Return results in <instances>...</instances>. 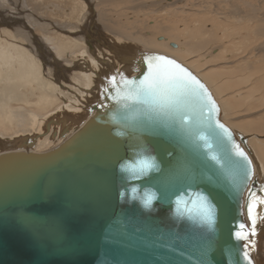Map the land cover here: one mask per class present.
Returning <instances> with one entry per match:
<instances>
[{
  "label": "water",
  "instance_id": "obj_1",
  "mask_svg": "<svg viewBox=\"0 0 264 264\" xmlns=\"http://www.w3.org/2000/svg\"><path fill=\"white\" fill-rule=\"evenodd\" d=\"M141 61L57 148L0 154V264H254L237 236L264 184L244 138L186 67ZM172 64L200 87L141 91Z\"/></svg>",
  "mask_w": 264,
  "mask_h": 264
},
{
  "label": "rangeland",
  "instance_id": "obj_2",
  "mask_svg": "<svg viewBox=\"0 0 264 264\" xmlns=\"http://www.w3.org/2000/svg\"><path fill=\"white\" fill-rule=\"evenodd\" d=\"M89 23L98 33L91 40V44L99 47L94 54L98 58L103 53L110 56L106 47L110 39L121 40L139 53L168 54L199 75L221 106L222 120L247 138L249 153L260 172L256 173L264 180V0H0V43L9 46L6 57L16 58L22 51L27 59L30 55V59L38 63L35 68L40 74L49 67L50 77L56 73L54 62L60 64L57 70H61L64 78L76 76L77 62L70 67L68 59L85 46L84 41L76 39L82 38L81 30L88 32ZM36 45L42 53L50 50V54L45 53L44 59L37 53ZM27 72L29 70L24 71ZM37 73L33 75L35 80L29 85L30 89L38 79ZM32 74L29 73L30 77ZM13 76H10L11 81L17 77ZM5 77L0 72L1 80ZM33 93L22 101L8 102L7 111L29 110L39 114L48 112V115L60 104L52 91L49 94L46 91L49 103L42 104ZM64 127L69 128L68 122ZM11 130L14 132L10 134ZM15 131L14 127L8 130L0 124V149L45 151L48 148L39 149L34 144L35 139L7 148L6 141L16 139L20 132L27 134L25 138L41 137L38 124L30 130ZM243 219L246 223L245 215ZM258 222L264 226L262 215ZM245 227L246 251L255 261L260 250L255 251L250 246L248 240L254 235L247 223ZM261 232L259 242L262 244L264 227ZM262 255L257 258L258 264H264Z\"/></svg>",
  "mask_w": 264,
  "mask_h": 264
},
{
  "label": "bare ground",
  "instance_id": "obj_3",
  "mask_svg": "<svg viewBox=\"0 0 264 264\" xmlns=\"http://www.w3.org/2000/svg\"><path fill=\"white\" fill-rule=\"evenodd\" d=\"M90 25L91 24L89 23L88 32H86L87 30L85 29L81 30L82 38L76 39L84 41V44L85 46H87V49L85 46L82 47V49H79L76 52L72 53L68 59L72 64L70 65V67H74L75 63L77 62V70H75V77H73L74 75H70L69 77L64 78L61 70H57L60 64L57 65L54 62L57 61V58L52 57V55H50V57H52L54 60V65L52 64V66L55 69L56 73H53L54 76L51 75L50 77L48 71L52 70H49L50 68L48 67L45 70H42L41 68L42 71L40 74L35 68L38 63L35 60L30 59V55L28 56L29 59H27L26 56H24L25 53L20 51L16 58L6 57L7 52L9 50V46L0 43V72L3 73L4 76H6L3 80H1L0 78V124L7 127L8 130L14 127L18 132L30 130L38 124L41 133V137L36 135L25 138V135L27 134L24 135L22 134V132H20L21 135H16V139H12V141H6L7 148H16L17 146L28 143L33 139H35L34 144L40 147L39 149L48 147L45 151H40L38 149L24 150L19 148L13 149L11 151H6L7 149L3 151L2 149H0V154L17 151L40 154L49 152L52 149L57 148V146L66 141L72 134L80 130L82 125H84V122H86L94 114H96V112L92 111L94 108H96L97 106H100V109L103 108V106L105 105L104 96L108 93L109 90L117 88V86L120 85L124 79L134 78V76L139 73L140 66L142 63L141 57L150 54H157L167 59H174L175 61L179 62L182 66L186 67L192 75H195L202 83H204L205 87L212 94L214 101L217 107L219 108L220 122L226 125L236 137L240 135L239 133L237 134L229 125L226 124V122L222 120L223 110L219 105L218 101L216 100L213 91H211L208 84L203 79H201L199 75L195 74L188 66L184 65L183 63L168 54L165 55L155 52L139 53V51H137L136 48L132 47L130 44L124 43L121 40L115 41L112 39L109 40V44L108 46H106L107 51H109L110 53V56H107L103 53L102 57L99 56L98 58V56L94 54L96 53V50L99 49V47H95L94 44H91V40H93L94 36H98V33ZM18 38L19 37H17V41H19ZM20 40L23 41V39L21 38ZM32 40L34 41L33 38ZM14 41H16V39ZM33 43H35V41ZM19 44L21 45L20 41ZM35 48L38 50L37 53H39L44 59L46 55L50 54V50L48 49L46 50H48L49 53H47L46 51L45 55V53H42V49H39V46L36 45ZM88 49L90 53H88ZM60 50L64 51V49L62 48ZM60 50L59 53H62L63 51ZM67 54L68 53H65V56H67ZM88 54L90 57H88ZM5 67H7L8 69ZM34 68L35 71L33 72L32 69ZM20 70H22V73L18 74ZM25 70H29V72H27L26 74L24 73ZM29 73H33L31 77ZM35 73H37V76H39L37 77V81H34V86L30 89L29 85L32 83L33 80H35L33 79V75ZM13 74V78L17 76L14 79L15 81L10 80V76ZM50 82H52L53 85ZM46 91L48 94L52 91V96L54 98H57L60 102V104L57 105L55 109L51 110L50 114L48 115V112L45 114H39L29 110H16L14 112H11L10 110L7 111L6 109V105L8 102H12L18 99L22 101L26 96L29 97L32 92H34L33 95L38 96V99L41 100V104L45 103L49 100ZM15 92L16 94L21 95H16ZM47 103H49V101ZM17 113L20 114L19 118ZM67 122L69 128L66 129V127L64 126ZM13 132L14 131L11 130L10 134ZM240 136H242L245 140V145L243 146V148L246 154L248 155V158L251 160L254 175L253 179L258 180L260 183L264 184L262 176L260 175V177H258V173L260 174V172H258V170L256 169L254 160L249 153L247 147V138L243 135ZM261 200H264V191H262L261 195L257 198V200L251 202L246 208V211L243 212V217L244 215L246 216V223L248 227L251 228L252 233L253 231L255 233L254 236L248 240V242L249 244H251L250 246L255 249V251L260 250L258 256L260 254H263L262 256H264V242L262 244L259 242V237L262 233L261 230L264 227L263 224L260 225V223L258 222L259 215H262L264 217V205L260 203ZM250 206L252 209L251 218L249 216ZM246 223L244 222V226L246 225ZM258 256L255 258V261H253L254 264L255 262L256 264H258Z\"/></svg>",
  "mask_w": 264,
  "mask_h": 264
},
{
  "label": "snow or ice",
  "instance_id": "obj_4",
  "mask_svg": "<svg viewBox=\"0 0 264 264\" xmlns=\"http://www.w3.org/2000/svg\"><path fill=\"white\" fill-rule=\"evenodd\" d=\"M158 60H162V58H157ZM164 65L171 64L168 61H162ZM190 85L195 84L197 88H199V84L194 81L187 73L183 72V70L179 69L177 65L172 64L171 68H162L160 65L157 66V69L151 79V83H148L141 89L142 92L147 91L155 94H159L161 97H167L178 85ZM242 159H246L244 157L243 152L237 153ZM261 204H264V200L260 201ZM203 211V209H202ZM251 206L249 207V216L251 218ZM205 215L207 213L205 212ZM243 225H240V228L243 229ZM255 234L254 231L252 233ZM237 239H245L244 236H237ZM248 264H251L249 261Z\"/></svg>",
  "mask_w": 264,
  "mask_h": 264
}]
</instances>
